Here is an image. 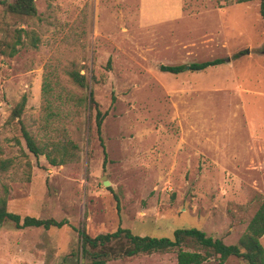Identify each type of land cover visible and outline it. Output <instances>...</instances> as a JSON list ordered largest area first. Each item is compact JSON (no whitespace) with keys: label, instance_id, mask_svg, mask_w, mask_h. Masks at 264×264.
<instances>
[{"label":"rangeland","instance_id":"1","mask_svg":"<svg viewBox=\"0 0 264 264\" xmlns=\"http://www.w3.org/2000/svg\"><path fill=\"white\" fill-rule=\"evenodd\" d=\"M220 2L34 0L37 13L27 16L0 0V38L21 41L14 55L0 52V197L21 217L67 221H3L1 264H93L82 256L80 228L172 237L195 227L237 242L264 198V17L259 0ZM214 58L225 60L160 69ZM71 70L85 75V86ZM90 91L107 111L106 155ZM22 95L19 123L10 114ZM21 124L45 151L71 158L52 165L35 156ZM186 241L183 248L204 251ZM106 260L176 264V249ZM217 262L212 254L202 264ZM223 264L246 262L229 256Z\"/></svg>","mask_w":264,"mask_h":264},{"label":"trees","instance_id":"2","mask_svg":"<svg viewBox=\"0 0 264 264\" xmlns=\"http://www.w3.org/2000/svg\"><path fill=\"white\" fill-rule=\"evenodd\" d=\"M220 4L221 0H217ZM249 0H235V2H246ZM5 3L7 12L35 16L37 13L34 0H2ZM221 6V5H220ZM259 13L264 17V0H259ZM7 40V39H6ZM0 38V52L2 54L14 55L17 52V44H19L20 36L12 42H8ZM5 46V48H3ZM7 48V49H6ZM6 50V51H5ZM239 51L235 56L242 54ZM224 58H214L200 62H191L187 64L175 65H160V69L172 73H178L185 69L202 70L210 66H215L223 62ZM70 77L79 85L85 86V75L78 71H69ZM26 97L22 95L20 100L15 104L11 110V118H18L25 106ZM88 103L90 107L95 108V126L96 132L99 136L101 146L103 147L104 155H106L105 147L100 136L102 121L105 118L107 111H101L90 91L88 96ZM21 132L25 138L27 147L35 156L45 154L48 162L52 165L61 164L70 159L66 151H61L60 158L51 155V152L45 151L35 139L30 135L26 128L21 124ZM68 157V158H67ZM5 220L12 221L16 227L26 226H43L49 228L51 226H62L66 220H56L54 218H38L31 215L21 217L19 214L8 211L6 208V199L0 197V223ZM82 242V256L91 255L93 264H107V258L118 256H133L138 253H151L153 251H165L169 249H176V264H202L207 261L212 254L217 256V264H223L229 256H236L242 258L246 264H264V247L260 241V237L264 234V198H260L258 206L247 223L245 231L238 238L236 243L227 244L220 238H214L207 235L203 230L195 227L177 228L173 231L172 237H153L148 235L133 234L128 228L118 226L112 232H106L91 236L85 232L83 228L79 229ZM187 239L194 240L201 245L204 251L188 250L183 248V244L187 243ZM124 240L125 244H119L117 249L107 250L105 247L114 242L121 243ZM107 246V247H108ZM92 248L93 251L88 249ZM96 249V250H94ZM1 264V263H0Z\"/></svg>","mask_w":264,"mask_h":264},{"label":"water","instance_id":"3","mask_svg":"<svg viewBox=\"0 0 264 264\" xmlns=\"http://www.w3.org/2000/svg\"><path fill=\"white\" fill-rule=\"evenodd\" d=\"M261 50H262V52H264V44H263V47H262V49H261ZM248 51H249V50H247L246 52H248ZM104 184H105V185H107V184H108V182H107V181H104Z\"/></svg>","mask_w":264,"mask_h":264}]
</instances>
